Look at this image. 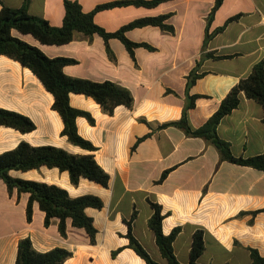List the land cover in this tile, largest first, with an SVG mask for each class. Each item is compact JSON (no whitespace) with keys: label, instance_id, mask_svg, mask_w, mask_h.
Segmentation results:
<instances>
[{"label":"crops","instance_id":"crops-1","mask_svg":"<svg viewBox=\"0 0 264 264\" xmlns=\"http://www.w3.org/2000/svg\"><path fill=\"white\" fill-rule=\"evenodd\" d=\"M84 12L98 5L121 0H74ZM24 0H0L3 5L21 8ZM216 0H168L156 7L116 6L99 11L95 22L114 33L123 26L148 17L169 15L167 25L174 33L157 26L129 30L127 37L154 47L135 49V58L117 38L105 41L76 32L72 42L44 45L31 35L13 30V35L41 49L48 57L78 61L66 66L68 76L96 82L114 81L128 88L135 99L133 109L119 106L113 115L84 94L71 93L74 108L89 112L95 119H77L80 135L91 141L99 165L109 174L107 187L86 178L77 186L67 171L58 168L11 170V176L54 184L72 197L95 195L104 207H89L86 213L97 229L92 244L86 231L67 222V235L59 232L58 220L49 227L38 203L33 219L27 220L29 194L9 193L0 178V264H15L20 240L30 238L34 248L47 252L65 248L73 253L64 264H146L128 247V226L134 211L136 238L160 264H167L148 222L153 214L149 200L160 204L166 217L163 232L180 227L174 243L177 259L190 261L194 233L204 231L205 251L200 264H252L249 249L264 256V172L222 161L209 141L188 136L177 126L161 128L182 119L184 109L192 130L202 127L218 110L230 90L247 77L255 64L264 61V0H224L207 27ZM29 13L61 27L65 16L63 0H30ZM238 16V17H237ZM237 17L217 34L228 19ZM207 33L212 35L205 44ZM209 55H213L209 56ZM222 56L223 59L215 57ZM196 75L188 86L189 76ZM54 98L41 81L19 62L0 55V108L28 116L36 125L30 133L0 127V154L25 141L32 146H56L72 154H90L62 136L60 115L52 109ZM264 110L245 96L240 106L224 117L219 137L228 142L237 157L264 154ZM139 139H142L139 141ZM135 145V150L132 147ZM167 172L165 179L163 174ZM121 249L113 256V252Z\"/></svg>","mask_w":264,"mask_h":264},{"label":"trees","instance_id":"trees-1","mask_svg":"<svg viewBox=\"0 0 264 264\" xmlns=\"http://www.w3.org/2000/svg\"><path fill=\"white\" fill-rule=\"evenodd\" d=\"M65 16L61 27H55L41 17L33 16L29 13L30 0H24L21 8H12L3 5L0 9V55L6 56L19 62L23 67L28 68L43 84L45 89L54 98L52 109L56 111L63 120L64 128L62 136L67 137L68 141L90 154H72L63 148L56 146H32L28 142H21L15 149L0 154V178L7 185L9 193L17 189L18 193L29 194L27 204V220L33 219V205L38 203L39 208L45 213L44 224L49 227L53 220H58L59 232L63 237L67 235V222L71 220L72 226L86 231L92 244L96 243L97 229L93 219L87 215L86 209L89 207L102 209L104 202L95 195H82L72 197L69 192L57 185L44 182L23 180L11 176V170L30 171L40 169L43 166L48 168H58L61 172L67 171L70 175L71 183L75 186L79 184L81 178L101 184L104 187L109 185V174L99 165L94 152L97 147L78 131L77 119L86 118L91 124L95 123L92 115L84 110L71 106L70 94H84L97 102L105 114L113 115L119 106L133 109L135 99L132 92L114 82H96L86 78L68 76L64 69L66 66L77 64L78 61L68 57H48L41 49L29 44L28 42L15 37L13 30L23 35H31L44 45H65L73 41L76 32L85 34L92 38L99 35L105 41L107 51L111 58L115 59L109 41L112 38L119 39L126 47L128 52L135 58V49L144 47L149 50L155 48L147 43H137L131 41L126 33L134 28L145 26H157L164 31L174 33V28L166 24L169 15L158 17H148L133 21L114 33L107 32L95 22V15L104 9L116 6H145L156 7L168 0H121L111 3L98 5L91 12H84L81 4L74 0H63ZM224 0H216L208 19L207 27L210 25L215 12L222 5ZM238 17V16H237ZM228 19L223 27L218 28L214 34L222 32L226 26L237 19ZM212 35L207 33L205 44ZM214 57L213 55H209ZM217 59L225 57L217 56ZM189 76L188 86L195 81L196 73L192 72ZM259 103L264 110V61L254 65L250 74L241 79L224 98L214 115L199 129L192 130L187 123V110L195 104L197 96H192L191 102L184 109L181 120L161 125V128L177 126L185 131L188 136L201 137L212 143L219 151L222 161L233 164L249 166L264 172V154L244 158L233 154L228 142L222 140L218 135V126L221 120L231 114L241 104L242 97ZM264 122V116H263ZM14 128L21 133H30L36 129L35 123L31 118L23 114L0 108V127ZM142 139H139L141 141ZM137 145L132 147L135 150ZM167 172L162 176L165 179ZM153 214L148 222L149 228L153 231L156 243L162 256L167 260V264H183L175 254L174 243L181 232L180 227L174 228L170 234L163 232V221L166 214L160 204L149 200ZM138 216L134 211L130 220L125 221L128 226L127 238L128 247L133 249L146 264H160L157 262L147 249L136 238L133 224ZM121 249L113 252L116 256ZM205 251L204 231L198 230L194 233L192 248L190 251V261L187 264H200L199 259ZM252 264H264V256L257 250L250 248ZM73 253L65 248H54L47 252H39L30 238L20 240L18 245V255L15 264H64Z\"/></svg>","mask_w":264,"mask_h":264}]
</instances>
